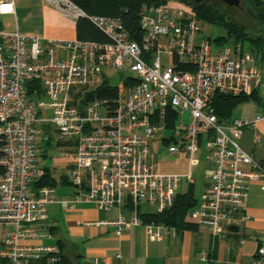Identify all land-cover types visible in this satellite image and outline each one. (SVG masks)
Masks as SVG:
<instances>
[{
    "label": "built area",
    "instance_id": "1",
    "mask_svg": "<svg viewBox=\"0 0 264 264\" xmlns=\"http://www.w3.org/2000/svg\"><path fill=\"white\" fill-rule=\"evenodd\" d=\"M44 1L63 16L86 18L107 41L54 40L43 47L37 37L0 30V263L60 261L58 247L45 243L52 235L34 228L47 221V206L56 202L53 187L32 188L42 175L36 165L42 126H52L58 141L73 145L65 156L71 160L68 181L78 193L59 204L65 208L84 201L103 212L129 208L127 216L120 212L112 221L95 224L113 228L116 236L143 226L149 237L162 238L166 227L143 224L137 206L146 203L156 213L170 208L182 183H193L190 170L204 146L207 181L191 217L213 236H222L250 185L264 180V163L238 143L245 130L264 121V90L262 110L252 121L220 122L212 102L216 94L249 96L260 86L254 56L200 36V22L188 6L167 2L143 8L136 41L117 19L86 16L69 0ZM13 3L0 0V15L13 14ZM161 54L170 67L164 68ZM106 69L132 73L117 86L114 108L103 99L86 104L73 99ZM167 110L176 111L178 129L163 141L169 155L186 158L184 173L159 172L149 151L150 142L169 130ZM183 112L191 117L188 126ZM253 264H264L263 247Z\"/></svg>",
    "mask_w": 264,
    "mask_h": 264
},
{
    "label": "crops",
    "instance_id": "2",
    "mask_svg": "<svg viewBox=\"0 0 264 264\" xmlns=\"http://www.w3.org/2000/svg\"><path fill=\"white\" fill-rule=\"evenodd\" d=\"M13 10V14L0 15L1 31H18L37 37L43 47L49 41L76 39V20L63 16L44 0H14ZM261 60L264 61L263 54ZM256 66L260 71L261 83L255 89L258 100H254V103L262 110L264 65L256 63ZM261 110L258 108L246 120L252 121ZM40 129L37 148H42L40 158L45 165L40 167L36 162L37 168L42 171V175L36 180L42 176L48 177L51 187L55 189L56 202L47 206V221L34 228L51 234L53 239L45 243L55 244L60 253L71 260V264H84L94 258L100 264H253L257 258V250L264 248V180L250 185L247 198L234 218L225 224L220 237H215L206 228L196 225L190 216L202 197L198 201L194 199V206L186 217V227H166L160 240L149 237L143 226L132 227L116 236L113 228L95 224L112 221L120 212L127 216L129 208L103 212L84 201L65 208L59 204L63 200L70 201L78 193L68 181L71 160L65 156L73 152V145L58 141L52 126H42ZM248 132L250 147L246 150L239 144L241 149L255 161L264 163V121L257 123ZM255 136L259 139L257 143L254 142ZM167 155V160L155 163L159 172L175 174L186 171L187 160L184 156L169 155L168 152ZM192 185L194 188L193 183ZM186 190L180 193H185ZM137 213L143 215L149 212L140 211L139 204ZM230 227H235L238 231H231ZM117 254L120 259L115 258Z\"/></svg>",
    "mask_w": 264,
    "mask_h": 264
},
{
    "label": "trees",
    "instance_id": "3",
    "mask_svg": "<svg viewBox=\"0 0 264 264\" xmlns=\"http://www.w3.org/2000/svg\"><path fill=\"white\" fill-rule=\"evenodd\" d=\"M77 8H79L86 16H97L104 18L117 19L121 22L124 30L128 33L130 38L139 41L141 38V31L139 27L141 13L143 8L151 9L157 6L166 4L168 0H69ZM189 5L193 14L199 22L207 23L215 27L221 28L225 31V36H219L211 40L213 44L218 46L232 45L235 47H243L244 43L256 47L260 52L264 49V2L260 0H246V5L249 7L256 20L258 31L257 35H251L246 28L240 27L233 22L228 15L220 10H217L209 4H191ZM76 39L80 41H95L106 42V37L98 31L86 18H78L75 24ZM243 49V48H242ZM130 79V78H128ZM128 84V83H127ZM37 97L41 96V90L38 85H34ZM117 86H112L109 81L104 79L101 85L94 91L86 94L80 104L95 99L107 100L111 108H114V101L116 99ZM256 91L251 95H230V94H216L212 105L220 122H227L232 118L234 110L242 103L248 100H258ZM78 94L73 96V99H78ZM74 105V102L71 103ZM169 130L176 131L177 113L176 111L167 110ZM165 141V140H164ZM42 186H52L51 181L47 176H42L38 180H34L32 184L33 189ZM194 188L189 185L185 193H178L174 199L172 206L162 213H147L139 215L143 224L154 223L163 225L165 227H172L180 229L186 227V217L189 210L194 206L193 198ZM61 254V253H60ZM2 264V263H0ZM58 264H71V260L65 255H60Z\"/></svg>",
    "mask_w": 264,
    "mask_h": 264
},
{
    "label": "rangeland",
    "instance_id": "4",
    "mask_svg": "<svg viewBox=\"0 0 264 264\" xmlns=\"http://www.w3.org/2000/svg\"><path fill=\"white\" fill-rule=\"evenodd\" d=\"M260 1L264 2V0H260ZM170 3H173L174 5L178 4L179 6H186L184 3H182L181 0L168 1V4ZM209 5H212L217 10L224 12L226 15L229 16V18L233 22L237 23L240 27L246 28V30L251 35L253 36L257 35L258 26L253 16L252 10L246 5V0H240V5L238 8H229L222 2L216 1V0H213L211 3H209ZM187 6L190 7L189 5ZM199 34L200 36L205 37V38H210L211 40L215 39L216 37L226 35L223 29L215 27L207 23H203V22H200V33ZM242 46H243L242 48L244 52H249L252 56L256 57L257 65L259 66L264 65V61L261 60V55L262 54L264 55V49L262 52H260L256 47L250 46L248 43H244ZM160 58H161L164 68L170 67V63L168 62V59L164 54H161ZM105 72H106L107 77L105 74H103L97 79V82L95 85L88 86L78 93L77 97L79 100H83L87 93L96 90L101 85L104 79L109 81V83L112 86H118L121 81H124V80L126 81L128 77L132 76V73L130 72L120 73L117 70H111V69H106ZM258 108L259 110H261V107H257L256 104L254 103V100L250 99L247 102L240 104L234 110L232 118L248 119L252 116L255 110H258ZM181 118L185 126H188L191 123V117L188 112H183ZM171 134H172V131L167 130L162 134V136L159 139L150 142L149 151L155 163L160 162V161H165L168 159V155H167L168 146H166V143H164L162 139L169 138ZM249 134L250 133L248 132V130H245L243 132V135L238 141V143L242 147H244L246 150L249 149L250 147V144L248 141L250 138ZM36 144H37V140H36ZM41 150L42 148H37L36 161H37L38 166L43 167L45 163L43 159L40 158ZM48 152L50 153L51 150H48ZM196 158L198 160V164L197 166L191 168L190 173H191V178L194 184V199L198 201L202 197L203 187L207 181V179L205 178V175L208 173V170H209L208 165L205 162V147L204 146L200 148V151L196 154ZM186 188H187V185L185 182H183L180 192H184ZM140 211L153 213L155 212V208L147 204L140 203ZM145 242H147L146 239H145ZM32 264H35V263H32Z\"/></svg>",
    "mask_w": 264,
    "mask_h": 264
},
{
    "label": "water",
    "instance_id": "5",
    "mask_svg": "<svg viewBox=\"0 0 264 264\" xmlns=\"http://www.w3.org/2000/svg\"><path fill=\"white\" fill-rule=\"evenodd\" d=\"M168 1H179V0H168ZM182 2L185 3H191V4H200L204 0H181ZM223 4H225L229 8H238L240 5V0H219ZM150 17H153V14L149 15ZM229 230L237 232V228L235 227H230Z\"/></svg>",
    "mask_w": 264,
    "mask_h": 264
},
{
    "label": "flooded vegetation",
    "instance_id": "6",
    "mask_svg": "<svg viewBox=\"0 0 264 264\" xmlns=\"http://www.w3.org/2000/svg\"><path fill=\"white\" fill-rule=\"evenodd\" d=\"M213 0H204V1H202L201 3L202 4H209V3H211ZM216 1H219V0H216ZM200 3V4H201Z\"/></svg>",
    "mask_w": 264,
    "mask_h": 264
}]
</instances>
